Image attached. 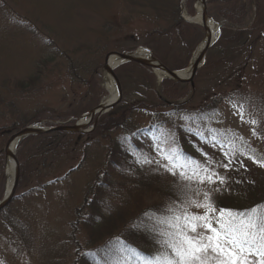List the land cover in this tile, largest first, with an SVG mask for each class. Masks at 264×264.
<instances>
[{
	"label": "rangeland",
	"instance_id": "374dc122",
	"mask_svg": "<svg viewBox=\"0 0 264 264\" xmlns=\"http://www.w3.org/2000/svg\"><path fill=\"white\" fill-rule=\"evenodd\" d=\"M197 1L0 0V127H10L18 116L34 118L27 126L50 127L71 120L72 123L89 112L109 95L104 64L106 56L112 52L131 53L144 48L164 65V61L169 63L175 68L172 70L187 68L206 36L201 24L182 17L185 12L190 16L196 14ZM180 18L184 22H180ZM214 21L217 25L215 45L222 24ZM154 30L167 33L150 37ZM223 48L228 49L227 60L217 62L220 56L212 67L202 66L195 86L188 90L186 98L172 106L192 109L204 102L216 101L218 106L210 110L213 117L201 125L203 131L233 136L249 146L256 160L264 166V31L252 37L239 54L238 50L232 53L226 43ZM57 49L65 51V56H58ZM149 71L150 77L131 64L116 69L121 86L129 90L133 103L138 101L133 88L146 90L155 80L158 87L161 85L159 75L153 69ZM169 90L168 86L166 91L169 93ZM240 104L245 109L243 120L238 114ZM158 109L151 110L149 106L143 112L132 113L128 108L124 116H130L139 127L163 124L169 135L168 145L173 150L185 146L190 138L177 129L180 116L168 115L169 109L164 107ZM122 115L115 116V121L123 120ZM101 117L96 123L91 121L86 125L88 133H74L70 148L58 147L62 150L60 156L49 154L46 157L42 149L35 155V149L44 144L42 138L24 145L23 172L21 170L18 187L11 202L0 213V264H75L78 248L81 252L89 249L87 231L78 229L72 222L76 208L82 206L89 189L96 185L100 172L106 168L107 148L112 141L109 135L117 134L110 129L104 136L92 135ZM252 120L257 123L251 124ZM20 129L0 139V178L1 172L4 173L2 185L0 181L1 199L7 184L5 146L10 136ZM83 155L85 159L80 164ZM73 168L76 170L70 172ZM153 168L151 177L150 163L137 171L124 168L129 177L115 186L111 209L105 215L108 220L122 217L116 222L126 233L138 222L142 209L156 204L150 211L155 219L162 215V219H158L160 226L156 227L159 230L155 232L157 245L163 247L158 254L165 251L163 241L167 239L159 233L174 231L166 221L184 209L203 215V208L194 205L205 202V193L216 209L213 215L219 216L220 210L228 208H224L225 201L218 193L233 185H230L232 179L224 175L226 170L221 161L214 164L212 182L177 181L176 185L174 172L170 175L159 163ZM220 176L223 183L217 181ZM258 180L263 182V193L264 175ZM169 187L177 190L176 199L163 196ZM234 194L240 195V191L235 190ZM135 242L145 243L139 238ZM122 259L125 261L114 264H144L140 253H131ZM258 260L256 255L249 256V264H256Z\"/></svg>",
	"mask_w": 264,
	"mask_h": 264
},
{
	"label": "trees",
	"instance_id": "16d2710c",
	"mask_svg": "<svg viewBox=\"0 0 264 264\" xmlns=\"http://www.w3.org/2000/svg\"><path fill=\"white\" fill-rule=\"evenodd\" d=\"M208 13L214 20L222 24V30L218 42L208 50L203 68L212 67L220 56L221 59L217 62L226 59L228 49L224 51L225 43L231 46L232 53L238 50L239 54L240 49L248 45L252 37H256L264 31V3L261 0H209ZM180 22H184L182 18H180ZM166 33L167 31L154 30L150 32V37L154 34L164 36ZM57 50L59 51L58 56H65V51ZM164 63L170 69H175L169 63L165 61ZM126 64L134 65L147 74L151 69L134 62ZM203 68L198 70L193 82H176L165 78L159 87L155 80L146 90L140 87L133 88L132 90L138 99L136 103L130 100L129 90L125 85H122L123 98L121 102L101 117L102 119L92 135L104 136L110 129L117 131V134L114 137L109 135L112 141L107 148L106 168L100 172L96 185L89 189V195L82 206L75 210L76 216L72 225L78 229L84 228L90 238L87 251L81 252V249L78 248L75 264H114L125 261L122 258L131 255V253H140L144 257L151 258L157 254L158 250H163L162 246L157 245L159 242L155 238V232L159 230L160 226L158 219H162V215L155 219L152 217L154 213L152 210L150 211V209L155 208L156 204L145 207L144 211L142 209L138 222L129 227L130 229L126 230V233H123V228L119 229L118 226L122 217H116L112 220L106 218V211L111 209L110 205L115 197V186L118 182L121 183L122 180L129 177L124 168H130L129 171H137L144 167L147 168L150 163L151 177L154 174L153 165L159 163L165 171L171 173L170 175L173 176L172 172L177 175L174 179L177 185V181L190 184L202 181L205 176L212 177V173L216 170L214 164L221 161L224 162L226 170L224 175L232 179L230 185H233L229 189L224 188L223 193H218L225 201L224 208L232 209L241 214L251 215L250 209H258L264 213L263 182L258 180L259 176L264 175V166L256 160L253 150L246 144L238 142L231 135L222 132L203 131L202 129L203 122L213 117L214 113H211V108H216L218 103L216 101L209 103L208 101L192 109L182 105L172 106L173 103L186 98L188 90L195 86L196 79ZM168 86L170 88L169 93L166 91ZM149 106L151 110L156 108L160 110L164 107L169 109L168 115L180 116L181 122L177 123V129L182 134L187 135L190 141L186 142L185 146L180 145L178 149L173 150L168 145L169 135L166 133L163 124L151 123L148 126L139 127L132 122L130 116H124V112L128 108L132 109L133 113L135 111L143 112ZM120 113H123L124 119L115 121V116ZM33 119L18 116L17 121L10 127L1 126L0 139H6L10 131L14 132L18 128L27 126ZM74 133L57 131L30 136L22 140L17 153L22 172L24 163L22 151L25 144L32 139L42 138L44 144L35 149V155H39L38 152L42 149L43 155L46 157L49 154L52 155L51 157L60 156L62 150L59 151L57 148H70ZM66 138L69 140L64 141ZM2 153L4 154L3 150H1ZM84 159L85 155L80 160V164H83ZM161 160L162 162H160ZM180 165L187 166L181 168ZM74 170L76 169L73 168L70 172ZM222 177L220 176L217 181L220 182ZM0 181L2 185L4 181L3 172H1ZM236 181L239 182L236 183ZM1 185L0 192L2 191ZM152 190L155 192L154 187ZM235 190L240 191V195L234 194ZM176 193L175 188L169 187L166 193L163 192V196L176 199ZM136 204L140 205L138 201ZM155 210L158 211L159 209L156 208ZM117 218L119 222H116ZM138 238L145 243H136ZM147 239L148 242H146Z\"/></svg>",
	"mask_w": 264,
	"mask_h": 264
},
{
	"label": "snow or ice",
	"instance_id": "6c2138e0",
	"mask_svg": "<svg viewBox=\"0 0 264 264\" xmlns=\"http://www.w3.org/2000/svg\"><path fill=\"white\" fill-rule=\"evenodd\" d=\"M238 114L243 120V104L239 105ZM250 123L255 125L257 121ZM204 180L212 182V177L205 176ZM194 206L203 208L204 214L184 209L173 215L166 223L174 231L159 233L167 237L163 241L165 251L151 258L145 256L144 264H249L250 255L259 257L256 264H264V213L250 209L249 215L223 209L219 216H214L216 209L208 193L204 203Z\"/></svg>",
	"mask_w": 264,
	"mask_h": 264
},
{
	"label": "water",
	"instance_id": "95a60500",
	"mask_svg": "<svg viewBox=\"0 0 264 264\" xmlns=\"http://www.w3.org/2000/svg\"><path fill=\"white\" fill-rule=\"evenodd\" d=\"M200 1L203 3L202 13H201V16H202L201 25L204 27V29L207 32L208 26L206 24V19L211 18L208 15V0H200ZM187 21H189V20H187ZM213 43H214L213 36L209 37L206 40V45L204 47L203 54L198 59H196L194 61L193 69L187 77L180 76L178 74L179 71L169 69L166 65H164L162 62H160L158 59H156L155 57H152V56L151 57H144V56L136 55L135 53H120V52L109 53L106 56L104 68L114 78V80L117 84L118 91H119L118 97L114 101H112L108 104H104V103L98 104L90 112L85 114L83 116V118L84 117L89 118V121H90L95 117V115H98V117H100L102 114L113 109L121 101V99L123 97V90H122L121 82H120L114 68H111L108 64V59H109L110 55H112V54L118 55L119 65H122V64L128 63V62H134V63H138L141 65L150 67L157 74H158V72L160 73V75H159L160 80L163 79L164 77H167V78L175 80L177 82H193L194 77H195L198 69L204 64L206 54H207L209 48L212 46ZM191 63H192V59H191L190 64ZM79 121L80 120H78L74 124L63 123V124H59V125L53 126V127H43V126H40L37 124L29 125V126L21 128L20 130H18L17 132H15L14 134H12L10 136V138L7 141L6 146H5V154H6V157H8L9 155H12V157L15 159L16 172L14 175L13 186H12L10 192L9 193L5 192L3 199L0 201V211L3 208H5L10 203L12 198L14 197V194H15L16 189L18 187V184L20 181V176H21L20 162L16 156V152L12 151V149L10 147L11 144L14 142H18V144H19L24 138H27V137L32 136V135H41V134L57 132V131L86 133V131L84 130V127L86 126V124H81Z\"/></svg>",
	"mask_w": 264,
	"mask_h": 264
},
{
	"label": "bare ground",
	"instance_id": "6f19581e",
	"mask_svg": "<svg viewBox=\"0 0 264 264\" xmlns=\"http://www.w3.org/2000/svg\"><path fill=\"white\" fill-rule=\"evenodd\" d=\"M202 8H203V3L199 0L196 3V14L194 16H190L185 12V13H183V16L186 20H189L191 23L201 24L202 23V16H201ZM206 24L208 26V31L206 32V36H205L204 40L197 47V49L193 55V58H192V63L187 68L180 70L178 72V74L182 77H187L191 73V71L193 69L194 61L196 59H198L203 54V50H204V47L206 45V40L211 36H213V38L215 40L216 31H217V25H216L215 21L212 20L211 18H207ZM135 54L139 55V56H144V57L149 56L144 48H138L137 51H135ZM108 64L111 68L116 69L117 66L119 65L118 55H116V54L110 55L109 59H108ZM158 75H160L159 72H158ZM106 89L108 90L109 95L102 101V103H104V104H108V103L114 101L118 97V94H119L117 84H116L114 78L109 73H108V77H107ZM79 122L81 124H87L88 120L86 118H81ZM17 145H18V142H14L11 144L10 147H11L13 152H16ZM6 168H7V184H6L5 191H6V193H9L12 186H13L14 175L16 172V162H15V159L12 157V155H9L7 157Z\"/></svg>",
	"mask_w": 264,
	"mask_h": 264
}]
</instances>
